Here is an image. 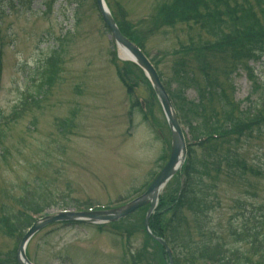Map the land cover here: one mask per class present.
Masks as SVG:
<instances>
[{
    "label": "rangeland",
    "instance_id": "obj_1",
    "mask_svg": "<svg viewBox=\"0 0 264 264\" xmlns=\"http://www.w3.org/2000/svg\"><path fill=\"white\" fill-rule=\"evenodd\" d=\"M238 1L254 7L263 28L259 0ZM105 2L126 36L139 40L155 61L188 134L195 138V128L227 127L241 116L240 131L228 129L232 144L221 146V159L229 150L232 156L237 152L245 175L227 161L219 173L211 170L213 158L194 146L196 160H206L197 170L206 183L210 178L203 172L210 170L216 183L205 233L225 238L229 247L233 240L226 232L235 201L264 202V122L252 126L258 115H247L264 85V60L260 66L246 59L248 53L232 44L235 36L216 37L192 19L155 23L161 8L177 0ZM96 5L95 0H0V264L16 263L21 234L1 218L8 211L28 214L21 199L36 195L39 203L52 205L46 211L52 216L74 209L108 211L144 191L169 159L172 135L158 97L139 68L117 58ZM243 22L249 27L248 18ZM53 51L59 53L55 85L37 106L11 119L28 97L27 83L38 82L33 74ZM252 68L259 69L260 80L251 78ZM147 209L114 223L47 225L28 243L26 258L32 264H164L144 231ZM141 250L147 253L143 262ZM174 263L204 264L188 261L187 251L178 252Z\"/></svg>",
    "mask_w": 264,
    "mask_h": 264
},
{
    "label": "trees",
    "instance_id": "obj_2",
    "mask_svg": "<svg viewBox=\"0 0 264 264\" xmlns=\"http://www.w3.org/2000/svg\"><path fill=\"white\" fill-rule=\"evenodd\" d=\"M258 2L260 3L256 5L263 12L264 0H259ZM244 7L239 4L238 0H177L172 7L163 6L159 17L154 22L171 24L175 20L177 22L179 19L185 22L192 19L196 24H203L216 37L224 36L227 38V36L232 34V36H235L232 44L238 43L240 48L248 53L246 54V59L249 57L250 59L253 58L256 60V63L262 66L264 59V27L259 28V17L255 9H253L254 7L252 9ZM247 18L250 20L249 27L243 24V19ZM258 28L260 29L259 32H257ZM121 32L126 36L123 30ZM126 37L129 36L127 35ZM129 38L142 48L139 40ZM56 54L54 52L46 60L45 65L36 71V76L40 78L41 83L39 82L32 89L27 100L23 102L20 112L13 114V119L24 116L30 105L37 106L40 99L46 95L47 90L55 85L59 71L58 61H56L58 60V55L56 56ZM136 69L138 70V68ZM118 74L121 79L125 78L120 72ZM251 78H254V76ZM255 80L258 81L259 79L255 78ZM122 81L126 83L124 79ZM125 87H128V91L132 93V89L127 83ZM259 87L258 97L247 114L251 118H255L258 115V119L256 120L258 123L252 124V126L264 122V85ZM240 117L236 116L232 124L227 127L217 125L216 127H204L202 131H198L197 128L193 130L198 132L195 138L193 136L194 140L206 138L197 147L203 148L204 152L210 158H213L211 170L219 173L223 163L227 161L229 165L235 164L236 170L240 171L242 175L247 173V167L239 158L240 156H238L237 152L232 156L233 152L229 150L224 155L225 157L221 159V156H223L221 146L225 144L228 147L232 144L231 139H229L231 134L228 132V129L233 125L235 130L240 131L241 127L238 124L241 120ZM2 134L3 131L0 125V141ZM187 150V164L182 172L174 178V180H177L175 185L171 183V185H167L160 199L157 212L151 217L149 226L152 233L166 240L168 245L172 246L175 255L178 252L184 253V251H187L188 261L191 262L201 259L204 264H264V202L253 204L248 200L235 201L233 214L231 215L226 232L227 237L233 240L232 245L229 247L226 245L227 241L225 238H214L213 235L206 234L207 222L205 221V213L208 212L212 205L210 196L212 195V191L216 189V183L212 178L211 171L207 170L206 167L203 173L210 178L209 183L203 180L201 172L197 170L198 166L202 167L205 165L206 160L202 162L196 160L194 146H190ZM228 154L231 155L229 159ZM182 178H184L183 185ZM256 196L254 194L252 198L256 199ZM37 200L39 199L34 195H31L29 198L26 197L23 200L21 199L24 208L30 210L35 215L42 213L43 209L46 208L44 207L45 205L49 206V203H39ZM187 213L192 216V222L189 221V214ZM169 214L170 216L168 217ZM32 220L22 211L16 213L8 211L1 218L3 224L14 234L19 231V234H21L20 238L31 227L33 224ZM237 221H240V223ZM202 234L208 236L205 237L203 235L202 237ZM148 238L158 246L157 249L159 248L160 250L156 251V253L160 255L159 257H161L163 263L167 264V255L164 249L149 236ZM146 246L148 247V243H146ZM139 253L138 258L142 262L143 260L145 261L146 251L141 250ZM13 257L16 258V254ZM134 264H139V261L136 260Z\"/></svg>",
    "mask_w": 264,
    "mask_h": 264
},
{
    "label": "water",
    "instance_id": "obj_3",
    "mask_svg": "<svg viewBox=\"0 0 264 264\" xmlns=\"http://www.w3.org/2000/svg\"><path fill=\"white\" fill-rule=\"evenodd\" d=\"M97 4L99 6V9L101 11V14L104 18V21L107 24V27L109 31L112 34V37L116 43V46L118 48L125 50L130 56L131 60L140 66L146 73L147 77L150 79V81L153 84V88L155 92L158 95V98L162 104V109L164 110L168 123L170 125V128L172 130V152L171 157L167 165L164 167V169L161 171V173L158 175V177L155 179L153 184L150 186L148 191L141 196L140 198L136 199L126 207L124 208L112 211V212H94V213H67V214H61L57 216L48 217L44 220H40V222L34 224V226L30 229V231L25 235L22 242H20V248H19V256L18 261L19 264H29L26 260L25 256V247L29 240L38 232L41 231L42 228H44L47 225H50L55 222L59 221H82V222H88V223H95V222H101V221H115L120 218L126 217L134 212H136L138 209L146 206L147 204L150 205V209L148 210V213L146 215L145 219V227L147 231H149V219L150 216L153 214L156 205L158 203L159 193L164 189L167 182L175 175L176 171H178L182 164L184 163L186 159V144L185 139L183 137L182 131L178 125L177 120L175 119V115L172 111L171 103L169 100L168 95L166 94L165 90L161 86V83L159 81V78L156 74V71L154 70L152 65L149 63V61L142 55L138 49L133 47V45L125 39L122 34L120 33L118 27L115 25V22L105 6L104 0H96ZM158 241L166 247V244L158 239ZM172 264V262H171Z\"/></svg>",
    "mask_w": 264,
    "mask_h": 264
},
{
    "label": "bare ground",
    "instance_id": "obj_4",
    "mask_svg": "<svg viewBox=\"0 0 264 264\" xmlns=\"http://www.w3.org/2000/svg\"><path fill=\"white\" fill-rule=\"evenodd\" d=\"M119 55H120V58H122L124 60L131 59V56L123 49L119 50Z\"/></svg>",
    "mask_w": 264,
    "mask_h": 264
}]
</instances>
